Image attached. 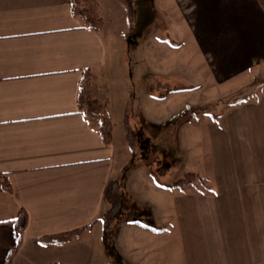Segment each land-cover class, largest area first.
<instances>
[{"label":"crops","instance_id":"0c3cea01","mask_svg":"<svg viewBox=\"0 0 264 264\" xmlns=\"http://www.w3.org/2000/svg\"><path fill=\"white\" fill-rule=\"evenodd\" d=\"M97 1L103 24L93 31L72 15L69 0H0V264L17 247L13 222L21 211L27 224L10 264H163L166 236L188 264H264V86L204 120L187 102L188 120L177 122L170 105L164 112L181 94L246 84L264 67V0H167L192 39L204 84L158 79L145 97L158 110L141 117L146 126L180 128L182 155L190 153L185 167L200 163L196 173L208 189L152 186L158 200L146 204L154 222L122 221L113 247L120 243L124 253L113 257L99 252V219L110 208L108 185L122 174L113 147L118 103L108 84L96 89L113 123L109 144L76 106L81 72L94 73L95 98L93 84L108 57ZM174 87L181 89L166 92ZM89 224L66 244L38 240Z\"/></svg>","mask_w":264,"mask_h":264},{"label":"rangeland","instance_id":"374dc122","mask_svg":"<svg viewBox=\"0 0 264 264\" xmlns=\"http://www.w3.org/2000/svg\"><path fill=\"white\" fill-rule=\"evenodd\" d=\"M99 1L105 24L101 33L106 42L108 57L101 73L95 78L93 92L96 93L95 98H99L97 92L108 84L112 88V99L115 104L118 103L115 109L113 147L117 152L118 169L122 173L116 181L113 209L99 219L104 227L100 230L99 252L113 257L114 254L119 255L120 251L124 253L119 243L123 240L121 235L118 240L120 250L113 247L116 240L114 232L122 221L133 222L135 219L146 224L154 222V212L149 210L152 205L146 204L152 201L157 203L152 186H171L185 175L184 172L192 170L188 173L197 174L201 166L197 162L198 165L192 163V169L185 167L189 165L186 157L190 153L183 149L186 157L182 155L183 141L179 136H183V133H180V128H172L170 131L169 128L145 125L141 113L146 111L150 114L157 108V103L153 105L145 99L147 93L152 88L157 90L158 79L183 86L191 82L200 85L204 83L198 65L200 59L194 53L192 39L184 24L178 21L177 13L169 10L167 0H130L133 10L130 22L119 0ZM247 80L246 84L236 81L231 85L211 87L205 91L210 87L209 84L206 89L197 88L190 95L181 94L176 103L165 106L164 112H169L172 106L175 111L171 113H175L173 118L177 122L188 120L190 108L186 109L183 105L187 102L192 104V112H196L198 119L204 120L205 116L222 111L227 104L231 105L242 97L255 96L257 89L264 86V67L252 71L251 76L247 75ZM122 107L131 130L129 142L124 137L122 124L117 123ZM148 117L153 121L155 116ZM195 137L197 134L192 135V142ZM194 152L192 149V161H196L197 154ZM168 165L172 166L174 173H168ZM192 190L203 191V187L197 182L196 187H187L185 192ZM159 251L164 255L163 264H188L183 248L174 245L172 236H166Z\"/></svg>","mask_w":264,"mask_h":264},{"label":"trees","instance_id":"16d2710c","mask_svg":"<svg viewBox=\"0 0 264 264\" xmlns=\"http://www.w3.org/2000/svg\"><path fill=\"white\" fill-rule=\"evenodd\" d=\"M126 10V19L130 22L133 16V10L130 0H119ZM70 9L72 15L79 19L83 26L93 30L98 31L102 28V18L100 16L99 4L97 0H69ZM94 78V73L90 69H84L81 72V76L78 82V90L76 96V106L79 113L84 117L96 121L99 136L103 143L109 144L112 141V128L113 123L110 119L108 110L104 104H101L97 99H95L91 92V84ZM180 87H174L171 90H179ZM124 137L127 142L130 140L131 130L127 124L126 117L123 120ZM197 182L202 185L203 190L208 189L203 178L195 173H185V175L173 182L170 188L178 190L180 192H185L187 187H196ZM7 190L9 188L5 186ZM116 182L111 181L107 187L105 200L110 205V208L105 212L107 215L113 208L116 202ZM27 224V215L24 211H21L17 218L13 222L14 229L18 235V243L21 240L24 229ZM90 227L89 225L63 231L56 234L45 235L38 238L39 242L42 244H66L78 239L82 233ZM16 247V248H17ZM16 248L12 249L6 256L3 264H10Z\"/></svg>","mask_w":264,"mask_h":264}]
</instances>
